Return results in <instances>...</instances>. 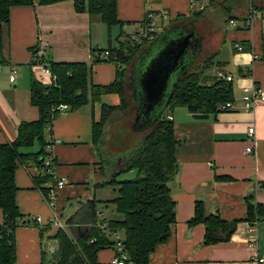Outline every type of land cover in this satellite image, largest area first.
<instances>
[{
    "label": "crops",
    "instance_id": "obj_1",
    "mask_svg": "<svg viewBox=\"0 0 264 264\" xmlns=\"http://www.w3.org/2000/svg\"><path fill=\"white\" fill-rule=\"evenodd\" d=\"M216 3L226 4L227 11L234 13L229 21L230 25L235 21L236 26L214 33L215 49L209 66H215L214 59L219 55L226 57L218 61L215 72L220 69L233 77L230 82L233 106L223 109L224 104L219 112L203 118L186 107L169 110L167 116L173 118L179 142L178 174L171 184L176 223L171 237L156 248L149 264H260L258 260L264 259V222L258 224L256 252L248 245L250 222L246 221L248 200L264 206V101H259L253 112L246 111L243 102L244 88L257 84L264 89V28L259 22L253 28L246 27L250 0H214L213 4L209 0L205 11ZM255 5L259 10L264 9V0H255ZM163 10L168 16L162 17ZM148 11L162 20L159 21L161 32L176 19L193 13L190 0H118L121 24L108 27L100 16L77 12L73 0L12 8L3 39L7 64L1 67L0 146L16 140L23 122H36L40 118L39 109L31 102V83L40 75L32 56L40 39L50 44L51 61L88 64L90 82L109 85L117 78L118 66L107 61L103 52L127 44L126 40L140 27ZM194 30L198 32L196 27ZM202 38L199 56L206 45V38ZM210 67L202 75L207 85L218 82L215 73H206ZM13 68L18 71L15 83L10 82ZM101 103L119 106L121 98L117 94L106 95ZM101 103L61 112L48 129L47 140L61 142L52 149L56 162L53 180L67 179L66 187L58 190L53 205L48 197L54 183L36 181L42 172L33 161L16 171L20 212L25 218L43 219L41 226H21L16 230V264L52 260L50 253L53 256L57 253L59 231L76 240L80 228L87 229L95 223L100 226L104 221L118 218L115 207L106 204L117 197V191L111 189L112 185L102 186L109 176L104 161L108 158L101 149L103 141L100 145L94 142L93 122L101 118ZM251 127L256 129V141L254 153L247 154L245 149L252 145ZM40 149L21 151L36 154ZM218 177H227L229 181ZM44 189H49L48 193ZM197 201L205 203L208 212L219 213L224 220H241L229 242L203 245L205 225L193 228L188 225ZM97 211H102L104 216L99 217ZM55 215L67 226L65 231L52 225ZM3 223L4 214L0 210V226ZM115 255L113 248H106L97 253L94 264H112Z\"/></svg>",
    "mask_w": 264,
    "mask_h": 264
},
{
    "label": "trees",
    "instance_id": "obj_2",
    "mask_svg": "<svg viewBox=\"0 0 264 264\" xmlns=\"http://www.w3.org/2000/svg\"><path fill=\"white\" fill-rule=\"evenodd\" d=\"M63 1L66 0H0V67L7 64L3 39L11 20L12 8L35 4L52 5ZM73 1L77 12L100 16L108 27L121 24L117 14L118 0ZM210 2L213 4L214 0ZM204 11L176 19L163 32L177 25L195 23V18L202 16ZM159 36L151 43L138 45L135 49L123 43L119 48H111L110 62L121 67H118L116 80L109 85L92 84L88 64L55 63L51 60L50 67L57 75V84L45 86L37 79L32 81L31 102L39 109L40 118L36 122H23L16 140L0 146V210L4 214V223L0 226V264H16V230L26 226L16 198V171L19 166L33 161L42 172L36 181L40 180L42 184L55 182L53 176L46 173L44 161L48 154V129L61 113L57 108L67 105L69 111H77L86 105L101 103L104 96L112 94L120 96L121 104L110 106L101 103V118L93 122L95 144L100 145L106 129L117 125L124 117L128 125L141 133L138 145L131 154L114 163L106 157L104 159L109 176L102 186L112 185L117 191V197L106 204L115 207L118 218L107 221L106 231L96 223L87 229L80 228L76 240L59 231L56 235L59 241L57 253L52 260H44L42 264H94L97 253L106 248H115L110 236L112 232L124 233V250L135 264H149L156 248L171 237L176 223V202L172 197L171 184L178 174L179 145L174 122L163 115L146 128L139 123L133 125L136 113L129 97L130 80L127 74L137 57L147 51ZM209 67L207 63L203 66L194 65L183 75L167 109L171 111L177 107H186L203 118L219 112L222 105L232 103L234 92L230 82L215 81L210 85L203 83L202 75ZM35 144L41 147L38 153L27 154L21 151ZM134 171L137 173L134 179L118 180L121 175ZM218 180L229 181L227 177H218ZM44 191L48 193L49 189ZM246 221L264 222V206L248 200ZM240 222L224 220L219 213L208 212L205 203L197 201L194 216L188 225L190 228L205 225L203 245L209 246L229 242Z\"/></svg>",
    "mask_w": 264,
    "mask_h": 264
},
{
    "label": "built area",
    "instance_id": "obj_3",
    "mask_svg": "<svg viewBox=\"0 0 264 264\" xmlns=\"http://www.w3.org/2000/svg\"><path fill=\"white\" fill-rule=\"evenodd\" d=\"M208 5H209V0H190V8L193 12L204 11L208 7ZM161 15L162 17H166L168 16V13L167 11L163 10L161 12ZM258 22L264 28V9L262 10L257 9L256 5L254 4V0H250L248 15L245 18V25L247 28H253L254 25ZM231 25L235 27L236 22L231 21ZM160 33H161V29L160 26L158 25L156 14L154 12L148 11L140 27H138L134 31V33L126 40V43L128 46L131 47V49H135L138 45H146L151 43ZM237 48L239 50L242 49V47H240L239 45H237ZM49 50H50V44L46 40L40 39L33 51L32 62L34 65L40 68V75L37 77L38 81L45 86H54L57 84V75H55L52 72L50 67ZM103 54L105 59L107 61H110V56H111L110 51L106 50L103 52ZM118 67H121V65H118ZM17 73L18 71L16 68H13L11 70V76H10L11 83L16 82ZM216 78L217 81L219 82H231L233 80L232 76H229L223 70L220 69H218L216 72ZM0 79H1V67H0ZM259 101H264V89L259 87L257 84H253L251 87H246L243 89V102L246 111L253 112L255 110L256 104ZM232 106H233L232 103H227L222 108L227 109ZM57 110H59L60 112H66L67 110H69V107L67 105H61L57 108ZM168 118L170 120H173L172 117H168ZM255 132H256L255 127H251L249 129V139L252 145L248 146L245 149V153L247 154L254 153V144L256 141ZM60 143H61L60 141L51 138L47 146L48 154L44 161V169L46 173L51 176L54 175L56 168L55 157L52 153V149L55 144H60ZM66 185H67V179L65 178H60L54 182L48 197L51 205L54 204L58 190L63 189L64 187H66ZM97 214L99 217L104 216V213L102 211H97ZM24 221L26 223L25 224L26 226L38 227L41 226L43 219L41 217H28L25 218ZM51 223L58 230L65 231L67 229L65 223H63L61 219L56 215L54 216V219L52 220ZM258 224L259 221L250 223L248 236H247L249 247L256 252L258 251V246H259ZM100 227L103 230H107L108 228L107 221L102 222L100 224ZM110 236L115 243L114 251L116 254L112 264H135L129 258V256L124 250V243H123L124 238L121 235V233L112 232ZM258 263L260 264L264 263V259L258 260Z\"/></svg>",
    "mask_w": 264,
    "mask_h": 264
},
{
    "label": "water",
    "instance_id": "obj_4",
    "mask_svg": "<svg viewBox=\"0 0 264 264\" xmlns=\"http://www.w3.org/2000/svg\"><path fill=\"white\" fill-rule=\"evenodd\" d=\"M186 27L187 25L175 26L169 31L161 32L148 50L137 57L135 64L142 68L135 87L138 101L134 100V126L139 123L146 128L163 116L174 96L178 81L194 66L202 51L203 38L194 28L187 31ZM158 42H162L161 46L155 47ZM129 80L131 89V76ZM132 128L134 129L133 126Z\"/></svg>",
    "mask_w": 264,
    "mask_h": 264
},
{
    "label": "rangeland",
    "instance_id": "obj_5",
    "mask_svg": "<svg viewBox=\"0 0 264 264\" xmlns=\"http://www.w3.org/2000/svg\"><path fill=\"white\" fill-rule=\"evenodd\" d=\"M255 4V0H254ZM227 5L224 3H216L213 6H211L207 11H204L202 13V16L196 17L197 21L195 23H188L186 30H190L193 27H196L198 30L197 34H200L202 37L206 38V45L204 51L201 53L199 57L194 62V65H200L203 66L206 63L209 64L210 58L212 56V52L214 51V41L213 36L214 33L218 32V30L222 29H230L232 25H230V17L233 16V12L227 11ZM158 25L159 21L162 20L160 18H157ZM137 24V23H136ZM139 25V24H138ZM137 25V26H138ZM182 25V24H180ZM179 26V25H177ZM129 26H125V30H128ZM174 34V33H173ZM172 34V35H173ZM162 42H158L155 44V47L161 46ZM145 57V56H143ZM225 56L223 57L222 54L216 57L214 59V65L212 68L208 69L206 72L208 75H212L215 72V67L218 61H224ZM142 67L136 65L135 62L132 63L130 66V76L132 79L131 89L129 92V97L131 99V102L134 103V100L137 102V94L135 92V87H137L138 84V76L139 71ZM223 68V67H222ZM225 69V68H224ZM169 113V109H166L164 116L166 117ZM141 136V133L134 130L131 125H128L127 118H123L117 125L109 126L106 129L105 135L103 137V143L101 145V149L106 153V156L110 162H117L119 161L123 156H126L127 154H131L135 148L138 145L139 137ZM34 147V146H33ZM25 148L27 151L30 152H36L40 149L39 145L36 144L35 147ZM137 173L134 171L132 173H126L120 176L119 180H125V179H134L136 177ZM115 189V188H111ZM121 234L124 236V233L121 232ZM51 259L54 258L53 253H50Z\"/></svg>",
    "mask_w": 264,
    "mask_h": 264
}]
</instances>
